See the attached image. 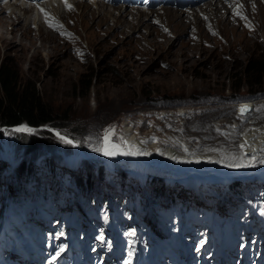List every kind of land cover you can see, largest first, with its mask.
<instances>
[{
    "label": "rangeland",
    "instance_id": "374dc122",
    "mask_svg": "<svg viewBox=\"0 0 264 264\" xmlns=\"http://www.w3.org/2000/svg\"><path fill=\"white\" fill-rule=\"evenodd\" d=\"M263 1L240 0L235 8L227 5H223L224 8L219 7L216 14L213 13L215 4L201 7L199 10L193 8L191 10L186 5H174L167 8L174 12L178 10L179 15L175 16L173 21L164 15V9H154L153 13L148 16L151 19L146 18L147 27L143 33L145 34L149 28L156 31L158 28L164 37L159 35L160 38L156 39L151 36L147 41L139 40V34H135L137 37L129 36L130 34L125 35L120 22L117 23V25L119 24L116 25L117 28L106 27L109 21L110 24L114 23L110 19L101 26L96 20L88 17L83 20L82 12L79 13L83 8L76 4L81 5L82 2H87L86 0L72 1L71 9L66 8L64 15L62 14L57 21H51V24L58 22L63 26L62 28L58 29L50 26V23H43L45 30L51 31L56 41L55 39L45 40L38 36V24L41 21L39 15L27 7L21 9L22 18H25L23 22L26 24L31 22L26 25L31 31L24 34L22 31H18L14 35L10 33L12 24H7L6 37L16 36V40H22L21 44L16 41L17 44L12 46L19 47V50L15 51L7 46L0 31V54L2 58L8 59L16 66L24 84L26 81L36 83L39 95L53 108L56 119L54 126L48 124L33 128L34 132L16 131L18 127L0 126V166L2 167L5 158H14L15 161L20 162L17 172L19 171L22 175L21 179L18 177L19 186L20 184L21 186L12 191L4 190V184L0 183V207L4 205L5 199L9 201L12 197L9 213L0 215V228L5 227L8 221V225L14 224L20 235L26 238L29 232H32L30 226L40 230L49 222L46 229L50 228L51 232L45 229V233H55L57 239L64 240V238H68L69 234L66 216H70L72 213L69 209L71 203V206L74 205L73 214L78 216L81 228L77 234L83 238L85 235H89L88 229L83 227L81 221L85 217L90 218L92 225L90 230L93 232L91 242L97 247H101L110 242L109 238L113 241L115 236L111 227H103L99 220L102 215L106 216L107 208L105 206L107 204L101 201L114 195V198L125 200V203L118 207V219L129 247L137 237L138 226L141 225L144 234L155 228L154 224L145 220V216L151 217L148 213L151 210L157 211L161 206H165V208L159 212V215L167 224L159 227L160 222L157 218L156 221L159 223L158 229L163 238L167 236L175 238L178 228L184 223L185 230H190V233H187L189 239L194 238L196 233L200 234L201 239L210 234L213 224H217L218 221L210 220L198 224L192 210L194 206L205 207L204 200L211 204L213 212L227 218L228 232L230 225L235 224L245 230L248 235L249 232L242 223L245 219L250 218L253 225H257V219L254 218L255 216H251L253 206L248 207L247 205L248 200L256 202L257 195L261 193L262 189L257 184L237 185V191L231 189L232 194H230L231 198L228 200L226 211L219 208L224 199V191L216 195L215 191L214 194H210L208 190H199L203 193L200 196L198 195L199 191L196 190L197 193L194 192L191 196L185 194L180 196L181 193L172 190L174 186L169 183L170 187L166 189L164 184L168 181L184 183L188 180L190 184L195 185L196 189H199L208 182L209 176L218 177L224 172L236 180L241 179L240 176H247V174L264 173V164L259 163L245 168H229L228 166L230 163L239 162L232 159L233 154L243 155L247 152L249 155H255L248 152L247 147L240 148V145H244V142L240 140L247 133L248 127L254 126V129L260 125L262 128L264 127V112L263 108L259 110L261 103H258L264 102V76L262 77V88L254 93L248 91L245 78L243 81L245 80L246 83L242 84L240 93H233L235 90L233 79L229 80L230 76L239 74L241 70L244 71L253 60L264 55ZM102 2L111 6L106 3L107 0H99L98 4L102 6ZM96 7L98 5L94 8ZM76 8L78 9L76 10ZM122 8L126 9V7ZM239 8L240 10H238ZM126 10L138 11L130 8ZM146 11L151 12L152 9H146ZM237 12H240L241 15H237ZM51 15L44 13L45 17ZM210 17L225 19L219 24L221 28L219 32L207 25L204 28L202 21H209ZM189 22H196V26L201 31L198 33H203V37L211 35V40L202 42L199 36L196 39L197 36L193 31L194 25H190L188 29H184L182 25ZM193 38L198 43H195ZM149 44L151 45L150 49L146 50ZM89 76L95 78L88 93L86 89L81 90V88L83 87L82 81L86 82ZM235 81L237 80L235 79ZM245 101H251L254 109L249 117L244 118L237 114V103ZM257 111L258 113H256ZM234 114L237 118H230ZM228 122H232L230 124L232 127L228 125L227 139L224 137V141L215 143L214 140H220L223 137L220 133V124ZM24 125L26 124L23 123L21 126ZM109 127L114 129V134L109 138L110 142L118 145L121 141V152L125 151L123 148L128 146L121 140V138L127 140L128 136L125 133L127 132L130 139L137 136V140H140L138 143L142 147L140 148L149 149L147 152L150 154L108 156L103 151L97 150L105 146L103 137ZM156 129L160 130L158 137L152 131ZM44 131H49L52 138L61 146L57 147L52 145L51 141H44L42 144L29 148L17 144L13 136V133L37 136ZM55 131H58L60 135L58 136ZM178 132L180 133L178 134ZM65 135L69 140L72 139L73 143H67L61 139V136ZM153 137L155 141L152 144H150V140L146 142V139ZM166 137H172V141L165 139ZM173 138L178 141H173ZM169 140L174 143L172 145L195 149L196 154H201L199 157L205 158L195 166L202 165L203 162L205 164L207 161H217L212 163L214 166L224 163V166L214 167L221 169L216 170L205 168V166L190 167L191 165L189 166L187 163L178 165L171 163L169 159H165L167 163L161 162L163 157L159 155L164 153L163 150L166 149L164 145L172 148L171 144L168 145L165 142H170ZM145 142L146 146L143 145ZM134 145L137 147L135 141ZM152 145L155 146L152 147ZM172 150L174 152H167L165 157L173 154L180 160L185 158L194 161L198 158H192L193 156H189V154L186 156L175 146ZM253 150L255 149L253 148ZM145 161L146 163H144ZM244 162L247 163V160ZM12 165L9 164V166ZM25 167L30 168L31 172H22ZM53 167H56V173L59 174L52 173L51 168ZM227 167L230 170L224 171L223 169ZM6 170L3 169L1 179ZM132 172H135L138 178L131 179L129 187L132 191H128L126 184L123 185L120 182V177L122 175L129 177ZM26 173H28L29 180L26 179ZM70 174L77 175L76 184L80 192H77L72 186ZM79 177L90 178L91 182L88 180V183L86 181L82 183ZM116 177H119L118 184L115 182ZM156 177H158L157 180H155ZM42 182H49L48 189L41 184ZM134 182H142V190L136 191L135 186H131ZM90 183H93L95 189L91 188L88 197H96L94 202L88 199L84 190L86 185L91 187ZM23 186L28 194H23ZM107 190L110 193H107ZM45 191L49 193L48 200L41 196ZM153 191H155L154 199L151 195ZM5 192H11L13 195L9 193L7 196ZM134 193L137 196L133 197ZM39 194L40 199L38 198ZM68 196L87 198L85 201L78 199L76 203L73 201L67 203ZM13 197L16 200L20 199L15 203ZM99 197L101 198L100 202H98ZM155 200L156 203H154ZM241 205H244L246 213L238 212ZM24 206L29 209V219L25 218L24 220L26 223L19 221L27 210ZM135 208L143 216L144 225L141 224L139 218V222H133L132 214L130 218H125V213L129 215L134 212ZM96 211L97 214L93 215ZM11 213L15 214L17 219ZM46 214L49 216L59 214L58 218L62 216V223L59 225L56 223L59 221L57 217L49 220ZM108 215L110 220L111 214ZM176 216L179 217L177 221ZM102 221L108 225L105 218H102ZM119 222H115V224L117 225ZM51 223H55L54 227L51 226ZM248 225L246 224V226ZM44 234L41 239L44 238ZM5 242L3 251L8 256L6 250L9 249L11 242L6 237ZM239 242L240 239L237 241V245ZM177 243L180 242L177 241Z\"/></svg>",
    "mask_w": 264,
    "mask_h": 264
},
{
    "label": "bare ground",
    "instance_id": "6f19581e",
    "mask_svg": "<svg viewBox=\"0 0 264 264\" xmlns=\"http://www.w3.org/2000/svg\"><path fill=\"white\" fill-rule=\"evenodd\" d=\"M74 1H76V0H74ZM246 2V1H245ZM264 2V1H263ZM99 3V0H98V2H82L81 3V5H78V3L76 4L78 7L80 6V7H82L83 9H81L80 10V12L79 13H81L82 12V14H81V17H82V19L84 20V19H86L87 17L88 18H90V19H93V20H96L97 22H98V24H99V26H101V25H103V24H105V21L106 20H108V19H110V20H112L114 23L113 24H110V21L106 24V27H117L118 25H117V23H119L120 22V26H122V32L123 33H125V35L126 34H130L129 36H135V34H139V40H144V41H147V39H148V37H153V38H156V39H158V38H160V36L159 35H161V36H163L164 37V35L163 34H160V30L157 28V31L154 29H151V28H149V30L144 34L143 32H144V29L147 27L146 26V18H149V19H151L150 17H148V16H150L152 13H153V10L154 9H152V11L150 12H148V11H146V9H140V8H131V5H129V4H127V5H123V6H121V5H111V6H107V5H105V4H103V2H102V6L101 5H99L98 4ZM108 4V3H107ZM251 4H252V1H251ZM96 5H98V7H96V8H94ZM248 5H249V2H248ZM215 9L212 7V9H214V14H216V12L219 10V7H221V6H219V5H217V4H215ZM65 8L63 5H55V4H53V3H51V4H49L48 5V11H47V13L48 14H52L51 16H49V17H45L44 16V14H42V13H40L39 14V19L41 20L40 21V23L38 24V27H39V33H38V36H40V37H43L45 40H53V39H55L54 37H53V35H52V33H51V31H46L45 29L46 28H44V25H43V23L45 24V23H51V21H57V19L58 18H60L61 17V15L66 11V8L63 10V8ZM122 7H126V9L127 8H130V9H136V10H138V11H127L126 9H123ZM207 7V6H206ZM209 7V6H208ZM24 8V5L22 4V3H20V2H18L17 0L16 1H14V2H4L3 0H0V31H1V34L3 35V37H4V41H6V43H7V46H10L13 50H15V51H18L19 50V47H17V46H15V47H12V46H14V45H16L17 44V42L16 41H18V43L19 44H21V40L22 39H20V40H16V36H12L11 38H8V37H6V34H7V32H6V28H7V24H9V23H11L12 24V30L10 31V33L11 34H16L18 31H22V33L24 34V33H29V31H31V29L28 27V26H26V25H29V24H31V22H27V24H26V22H23V20L25 21V18L23 19L22 18V14H21V9H23ZM186 8V7H185ZM190 8V7H189ZM222 8H224V6H222ZM226 8V7H225ZM235 8V7H234ZM245 8H246V5H245ZM263 8V7H262ZM69 9V8H68ZM78 8H76V10H77ZM30 10H33V9H30ZM187 10V9H186ZM191 10H192V8H191ZM238 10H240V8L238 9ZM50 11V12H49ZM178 11V10H177ZM174 12V10H172V9H166L165 11H164V15H166L168 18H169V20L170 21H173L174 20V17L175 16H177V15H179V13L178 12ZM183 11H184V8H183ZM190 11V10H189ZM207 11V10H206ZM232 12V11H231ZM186 13V12H185ZM194 13H195V11H194ZM200 13V12H199ZM260 13V12H259ZM25 14V13H24ZM196 14V13H195ZM198 14V13H197ZM208 14V13H207ZM213 14V15H214ZM64 15V14H63ZM209 15H211V14H209ZM187 16V15H186ZM198 16H199V14H198ZM201 16V15H200ZM189 17V16H188ZM9 18V19H8ZM10 19H12V20H10ZM195 19V18H194ZM27 20H28V18H27ZM223 20H225L224 18H217V19H215V17H210V19H209V21H202L203 22V24H204V28H205V25H207L208 27H211V29H214V30H216V31H218L219 32V30L221 29L220 28V26H219V24H220V22L221 21H223ZM191 21H193V20H191ZM200 21V20H199ZM188 22V21H187ZM209 22H211V24H209ZM55 23H58V22H55ZM178 23V22H177ZM196 23V22H195ZM195 23H193V22H189V23H187V24H182L183 26H184V29H188L189 28V26L190 25H194V27H193V31L195 32V34H196V39L198 38V36L200 37V40L202 41V42H204V41H209V40H211V35L209 36L208 34V37H203V33H198V31L199 32H201L199 29H198V27L196 26V24ZM59 24V23H58ZM89 24V23H88ZM166 24V23H165ZM47 25V24H46ZM50 25V24H49ZM117 25V26H116ZM63 27V26H62ZM200 27V26H199ZM56 28V27H55ZM118 28V27H117ZM137 28V29H136ZM48 30V29H47ZM52 30V29H51ZM121 30V29H120ZM54 31V30H53ZM52 31V32H53ZM208 31V30H207ZM229 31V30H228ZM149 35H148V34ZM194 34V33H193ZM146 35H147V37H146ZM215 35V34H214ZM2 37V38H3ZM135 37H137V36H135ZM192 38V37H191ZM196 39L195 38H193V40H195V43H198L197 41H196ZM168 40V39H167ZM55 41H56V39H55ZM54 43V42H53ZM145 43V42H144ZM149 46H151L150 44L148 45V47L146 48V50H148V49H150L149 48ZM188 47V46H187ZM24 49V48H23ZM241 103V102H240ZM246 103H248V104H252L253 105V103L251 102V101H247ZM259 104H260V107H259V110H261L262 108H263V112H264V102H258ZM257 103V104H258ZM227 107H229V106H227ZM253 109H254V105H253ZM253 109H252V111H253ZM258 110V111H259ZM258 111L256 112V113H258ZM204 112V111H203ZM225 114V113H224ZM208 116V115H207ZM225 116H227L226 114H225ZM250 116V114L247 116V117H249ZM237 118L236 117V115L234 114V115H232L230 118ZM245 118V117H244ZM227 119V118H226ZM242 119V118H241ZM229 120V119H228ZM227 120V121H228ZM243 120V119H242ZM126 122V121H125ZM189 122V121H188ZM232 123V122H231ZM230 122H228V123H226V124H220V133H221V135L223 136L220 140H214L215 141V143H220V142H222V141H224V137H225V139H227V132H226V130H227V128H228V125L230 126V127H232L230 124H231ZM125 124V123H124ZM160 124V123H159ZM158 124V125H159ZM123 125V124H122ZM124 126V125H123ZM128 126V125H127ZM131 126V125H130ZM130 126H128V127H130ZM160 126V125H159ZM120 127V126H119ZM155 127V126H154ZM133 128V127H132ZM249 128V129H248ZM247 129V133H245L244 135H243V137L241 138V142H244V145L246 144V146L245 147H247L248 148V152H250V153H254L255 154V156H257L258 158H264L263 156H264V127L262 128V126L260 125V126H257V128L256 129H254V126H250V127H248ZM180 129V128H179ZM127 130V129H126ZM181 130V129H180ZM155 134H156V136L158 137V131H160V130H152ZM151 131V132H152ZM175 131H176V129H175ZM123 132V131H122ZM124 132H125V130H124ZM126 133V136H128V138H127V144H128V146L126 147V148H123L125 151H137V150H143V149H141L142 147L140 146V144L138 143L140 140L138 139L137 140V136L134 138H129V134L127 133V132H125ZM153 133V135H155ZM180 132H178V134H179ZM132 134H134L133 132H132ZM181 135V134H180ZM172 136V135H171ZM161 138V137H160ZM172 138V137H171ZM171 138H168V137H166L165 139H171ZM244 138V139H243ZM159 139V138H158ZM148 140H150L151 142H150V144H152L154 141H155V138L153 137V138H151V139H146V142H148ZM134 141L136 142V146L137 147H135V145H134ZM145 141V140H144ZM170 141V140H169ZM171 141H172V139H171ZM168 142V141H165L168 145H170L172 148H174V146L178 149V150H181V151H183L184 152V154L187 156V154H189V156H193L192 158H197L196 160H187V159H182V160H180L178 157L177 158H172V156H173V154H170L169 155V157H165L166 156V153L167 152H169V153H173L174 151L172 150V148H168L166 145H164V147H166V149L164 148V153H160V155L159 156H161V157H163V159H162V161L161 162H166V160H168L169 159V161L171 162V163H174V164H178V165H183V163H187V165H191L190 167H201V166H205V168H214V167H219V165L220 166H224V163H219V165L218 166H214V164H212V163H216L217 161H211V162H208L207 161V163H205L204 164V162L202 163V165L201 164H198L199 166H195V164H197V163H200V161L202 160V159H205V158H203V157H199V156H201V154H199V153H195V149H187V147H184V146H180V145H172V144H174V143H172V142ZM173 141H178V140H176V139H174L173 138ZM146 142H145V144H143L144 146H146ZM142 143V142H141ZM159 143H161V142H159ZM180 143V142H179ZM209 143V142H208ZM121 144V141L119 142V144L118 145H120ZM125 144V143H124ZM148 144V143H147ZM149 144V145H150ZM157 144V143H156ZM149 145H147V146H149ZM153 146H155V145H152V147ZM157 146V145H156ZM141 147V148H140ZM158 147V146H157ZM137 148V149H136ZM216 148H217V146H216ZM253 148L255 149V150H253ZM228 149V148H227ZM147 150H149V149H147ZM147 150L146 149H144L143 151L144 152H147ZM156 150V149H155ZM171 150H172V152H171ZM143 151H141V152H143ZM218 151V150H217ZM150 152V151H149ZM187 152V153H186ZM182 154V153H181ZM199 154V155H198ZM156 155V154H155ZM221 155H223V154H221ZM141 156H144V155H141ZM182 156H184V155H182ZM182 156H180V157H182ZM224 156H227V155H224ZM13 157V156H12ZM127 157V156H126ZM174 157V156H173ZM210 158L212 157V156H209ZM166 159V160H165ZM216 160V159H215ZM182 161V162H181ZM203 161V160H202ZM206 162V161H205ZM226 162V161H225ZM8 163V164H7ZM167 163V162H166ZM9 164H13L12 166H9ZM72 165V164H71ZM19 166H20V162L18 161H15L14 160V158H12V159H10V158H5L4 160H3V162H2V167L0 166V176H1V173H2V171H3V169L5 170V169H7L6 171H4V173H3V178L1 179L0 178V183H3L4 185H3V188H4V190H7V191H12V190H14V189H16L18 186H19V179H21L22 178V175H21V173L18 171L17 172V169L19 168ZM225 166H227V165H225ZM72 167V166H71ZM73 168V167H72ZM177 168V167H176ZM230 168V167H229ZM228 167L227 168H225V169H223L224 171H228V170H230ZM214 169H216V168H214ZM234 169V168H233ZM208 170H212V169H208ZM216 170H221V169H216ZM264 171V170H263ZM22 172H31V170H30V168H28V167H25V169L22 171ZM255 173H256V171H255ZM241 175V174H240ZM254 175H256V177H254ZM251 180H250V182L248 183V184H251V183H254L255 185L257 184L258 185V187L260 188V189H262L263 190V192H264V173L263 174H259V175H257V174H251ZM18 177H19V179H18ZM70 177L72 178V186H74L75 187V189H76V191L77 192H80V190H79V188L77 187V184H76V178H77V175H74V174H70ZM220 176H218V177H215V176H209V180H208V182L207 183H204V186L203 187H199V189H196L195 188V185H193V184H190L189 183V181L187 180L186 182H184V183H176L175 181H168L166 184H164L165 185V188L166 189H168L170 186H169V183H170V185H172V186H174V188H172V190H174L175 192H178V193H181L180 194V196L182 195V194H185V195H189V196H191L194 192L195 193H197V191L196 190H200V191H203V190H208L209 192H210V194H214V193H216V195H218V194H220V192H222V191H224V199H223V201H222V203L220 204V205H222L223 203H225L226 201H228L230 198H231V196H230V194H232V191H231V187L230 186H222L221 185V182H219L218 181V178H219ZM119 177H116V179H115V182L118 184L119 182H117L119 179H118ZM138 178V176H137V174L135 173V172H132L131 174H130V176L129 177H127L126 175H122V177H120V182L123 184V185H125L126 184V186L128 187V191H132L131 190V188L129 187V183L131 182V179H137ZM161 178V177H160ZM79 179L81 180V181H83L84 183H85V181L88 183V178L87 179H84L83 177H79ZM158 179V177H156L155 178V180H157ZM154 180V179H153ZM161 180H162V178H161ZM212 180H216L215 181V183H213L212 182ZM13 181V182H12ZM159 181V180H158ZM240 181H242V180H240ZM27 182V181H26ZM159 182H161V181H159ZM243 182V181H242ZM41 184H43L47 189H48V185H49V182H42ZM145 185V184H144ZM91 188H93V189H95V186L94 185H92L91 184ZM103 186V185H102ZM132 187L133 186H135V190L137 191L138 189H141L142 190V188H143V184H142V182H134L132 185H131ZM239 188V187H238ZM245 188V187H244ZM255 188V187H254ZM19 189V188H18ZM216 189V190H215ZM256 189H257V187H256ZM250 190V189H249ZM19 191H20V189H19ZM215 191V192H214ZM246 191V190H245ZM248 191V190H247ZM20 192H22V191H20ZM214 192V193H213ZM6 193V195L7 196H9V193H11V192H5ZM24 193H27L28 194V191H26V188H25V192H23V194ZM44 193V192H43ZM107 193H110L108 190H107ZM243 193V192H242ZM40 194H42V193H40ZM40 194H39V199L41 198L40 197ZM154 194H155V191H153L152 192V197H153V199H154ZM239 194V193H238ZM11 195H13V193H11ZM34 195H36V194H34ZM48 195H49V193H48ZM42 196V195H41ZM113 196L114 195H112V197L111 198H113ZM135 196H137V194L136 193H134L133 194V197H135ZM207 196V195H206ZM103 197V196H102ZM183 197V196H182ZM233 198V197H232ZM17 199H18V197H17ZM49 199V198H48ZM48 199H45V200H48ZM56 199V198H55ZM78 199H84V198H78V197H76V198H74V196H68V199H67V203H69L70 201H73V202H75L76 203V201L78 200ZM86 200V198L84 199V201ZM56 201H58L57 199H56ZM72 202V204H75V203H73ZM100 202V201H99ZM67 205V204H66ZM235 205V204H234ZM69 209H71L72 211L74 210V205H72L71 206V203L69 204ZM36 220H37V217L35 218ZM36 222H38V221H36ZM158 222L156 221V225L158 226ZM12 229V232L14 231V229L13 228H11ZM14 235V234H13ZM99 247V246H98Z\"/></svg>",
    "mask_w": 264,
    "mask_h": 264
},
{
    "label": "trees",
    "instance_id": "16d2710c",
    "mask_svg": "<svg viewBox=\"0 0 264 264\" xmlns=\"http://www.w3.org/2000/svg\"><path fill=\"white\" fill-rule=\"evenodd\" d=\"M263 76L264 55L253 60L251 65L246 67L244 71L241 70L239 74L230 76L229 80L232 81L233 79L235 88L233 93H240L242 84L246 82L250 93L259 91L263 86ZM94 78L89 76L86 82L82 81L83 87L81 90L86 89V92L89 93ZM244 78L246 82L245 80L243 81ZM53 112V108L39 95L36 83L26 81L24 84V80L19 75L16 66L8 59L2 58L0 54V126H17L23 123L33 127H41L48 124L54 126L56 116ZM13 136L17 144H22L29 148L42 144L44 141H51V144L57 147L61 146L52 138L49 131H44L37 136L25 135L24 133H13ZM51 171L54 175L59 174L56 173V167L51 168ZM26 179L29 180L28 173H26ZM88 180L91 182L90 178ZM81 182L84 183L83 181ZM91 187L89 185L84 187L87 197L91 192ZM22 190L25 192V186L22 187ZM46 192L42 194L44 199L49 198ZM114 197L112 199H115Z\"/></svg>",
    "mask_w": 264,
    "mask_h": 264
},
{
    "label": "snow or ice",
    "instance_id": "6c2138e0",
    "mask_svg": "<svg viewBox=\"0 0 264 264\" xmlns=\"http://www.w3.org/2000/svg\"><path fill=\"white\" fill-rule=\"evenodd\" d=\"M64 3L67 4V6L71 9V5L67 3V0H64ZM37 7H39V3H37L36 5ZM42 12H45V15H48L45 9H41ZM237 15H241L240 12H237ZM244 19H247L246 17H243ZM50 26L56 27V28H62V25H59L58 23L56 24H51ZM65 34V33H62ZM70 35V34H69ZM247 106H244L241 109V113H243L244 111H246ZM16 131H27V132H34L35 129L28 127L26 125L24 126H20L16 129ZM114 134V129H112L111 127H109L108 130H106V133L103 137V140L105 142V146L101 149H97V150H101L104 152L105 155L108 156H114V155H118V154H124V155H149L150 153L148 152H141L139 150L137 151H123L121 152V145H117V144H113L110 142V136ZM57 135L59 136L60 133L57 132ZM61 139L65 140L67 143H73L72 140H69L67 138V136H61ZM122 143H128L126 140H123V138H121ZM246 146L245 145H240V148H244ZM175 158V157H173ZM232 159L239 161L237 163H230L228 166L229 167H238V168H245V167H251L254 166L256 163L259 164H264V158H258L255 155H249L247 152L243 153V155H239V154H233L232 155ZM247 160V163H245L244 161ZM63 249H61L62 251ZM59 255V252H57V254L55 256H53V260L56 259V257Z\"/></svg>",
    "mask_w": 264,
    "mask_h": 264
},
{
    "label": "water",
    "instance_id": "95a60500",
    "mask_svg": "<svg viewBox=\"0 0 264 264\" xmlns=\"http://www.w3.org/2000/svg\"><path fill=\"white\" fill-rule=\"evenodd\" d=\"M244 106H247V109H246V111H244L243 113H241V109L244 107ZM252 111V105H248V104H242V105H240L239 106V110H238V114L239 115H241V116H245V115H247L249 112H251ZM27 125V124H26ZM28 126H30V125H28ZM32 128H38V127H33V126H31ZM58 132V131H57ZM56 131H55V133H57Z\"/></svg>",
    "mask_w": 264,
    "mask_h": 264
}]
</instances>
